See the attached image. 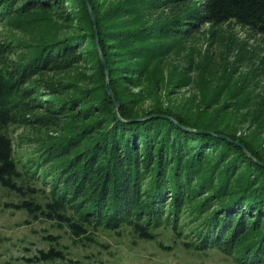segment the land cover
<instances>
[{
	"label": "trees",
	"instance_id": "trees-1",
	"mask_svg": "<svg viewBox=\"0 0 264 264\" xmlns=\"http://www.w3.org/2000/svg\"><path fill=\"white\" fill-rule=\"evenodd\" d=\"M89 2L123 120L85 0H0V187L18 195L15 208L75 240L128 227L148 241L164 228L186 248L264 264V166L245 152L264 163V150L168 107L136 110L121 79L138 87L131 73L147 74L206 24L264 35V0ZM74 70L80 82L58 78ZM11 126L49 130L29 139L24 159ZM45 239L53 245L26 261L78 263L57 236Z\"/></svg>",
	"mask_w": 264,
	"mask_h": 264
},
{
	"label": "rangeland",
	"instance_id": "rangeland-1",
	"mask_svg": "<svg viewBox=\"0 0 264 264\" xmlns=\"http://www.w3.org/2000/svg\"><path fill=\"white\" fill-rule=\"evenodd\" d=\"M41 28L36 38H41ZM170 50L148 68L147 74L131 73L138 87L119 77L126 81L125 90L134 92L136 110L168 107L202 128L242 137L264 150V35L234 23L206 24ZM77 70L58 78L80 82ZM47 130L10 127L19 154L30 147V138L43 137ZM54 131L49 134L56 135ZM21 157L26 156L22 153ZM18 200L15 192L0 187V264H40L24 258L53 245L45 239L48 235L58 237L68 258L77 260L75 264H235L215 249L186 248L164 228L157 230L155 240L148 241L139 239L128 227L98 228L91 233L92 240H75L66 227L42 218L35 220L15 208Z\"/></svg>",
	"mask_w": 264,
	"mask_h": 264
},
{
	"label": "water",
	"instance_id": "water-1",
	"mask_svg": "<svg viewBox=\"0 0 264 264\" xmlns=\"http://www.w3.org/2000/svg\"><path fill=\"white\" fill-rule=\"evenodd\" d=\"M86 1V5H87V8H88V11L91 15V18H92V21H93V24H94V28H95V34H96V46H97V50H98V54H99V58L101 60V63H102V66L104 67V70L106 72V77H107V80H106V91L108 92V94L110 95L113 103H114V110H115V113L118 117V119L120 120H123L119 113H118V106H119V103L115 97V95L113 94L111 88H110V85H109V80H108V77H109V70H108V67H107V64H106V61H105V58H104V55L102 54V51L100 49V45H99V42H98V35H97V28H96V17H95V14L93 12V8L89 2V0H85ZM158 115L154 114V115H149V116H146V117H143V118H140V119H148V118H153V117H157ZM130 121V120H129ZM177 122V121H176ZM178 123V122H177ZM179 124V123H178ZM183 128H185L186 130L188 131H191V132H202V131H199V130H196V129H193V128H187V127H184L182 126ZM211 134H215L214 132H209ZM223 138H226L228 140H231L229 137L227 136H224V135H221ZM246 154L251 157L256 163L264 166V163L257 160L256 158L252 157V155L247 151L245 150Z\"/></svg>",
	"mask_w": 264,
	"mask_h": 264
}]
</instances>
